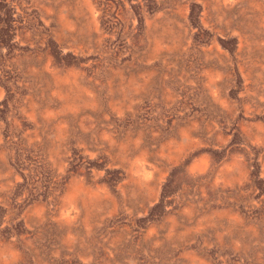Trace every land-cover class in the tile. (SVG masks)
Masks as SVG:
<instances>
[{
	"label": "rangeland",
	"instance_id": "374dc122",
	"mask_svg": "<svg viewBox=\"0 0 264 264\" xmlns=\"http://www.w3.org/2000/svg\"><path fill=\"white\" fill-rule=\"evenodd\" d=\"M0 264H264V0H0Z\"/></svg>",
	"mask_w": 264,
	"mask_h": 264
}]
</instances>
